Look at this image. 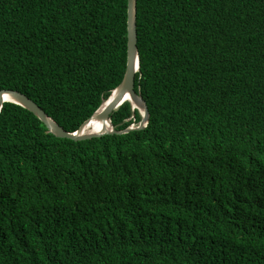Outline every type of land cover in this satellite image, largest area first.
I'll return each instance as SVG.
<instances>
[{"label": "trees", "instance_id": "16d2710c", "mask_svg": "<svg viewBox=\"0 0 264 264\" xmlns=\"http://www.w3.org/2000/svg\"><path fill=\"white\" fill-rule=\"evenodd\" d=\"M128 8L0 0V91L81 129L124 79ZM136 9L145 128L77 141L4 104L0 264H264V0Z\"/></svg>", "mask_w": 264, "mask_h": 264}, {"label": "water", "instance_id": "95a60500", "mask_svg": "<svg viewBox=\"0 0 264 264\" xmlns=\"http://www.w3.org/2000/svg\"><path fill=\"white\" fill-rule=\"evenodd\" d=\"M137 0H129L128 8V56H127V68L123 81L113 90L111 96L108 98V104L105 112L101 115L102 118L108 117L111 126L101 127V129L95 131L94 129L88 131L87 127L92 124L95 119L96 114L101 110L100 108L93 114L91 119L76 132H69L64 129L56 120L49 116L46 111L31 97L17 90H1L0 91V113L6 102H13L20 104L35 115H37L49 128L51 132L62 138H69L73 140H85L93 137H100L109 133H126L135 129H143L147 126L149 121V108L147 102L144 100L143 96L135 90V77L137 70L140 66V57L138 49V31L136 22V12H137ZM130 101L135 108H139L142 113V120L137 126L131 125L125 130L117 131L114 128L113 122L111 120V113L113 110L118 109L123 103Z\"/></svg>", "mask_w": 264, "mask_h": 264}, {"label": "bare ground", "instance_id": "6f19581e", "mask_svg": "<svg viewBox=\"0 0 264 264\" xmlns=\"http://www.w3.org/2000/svg\"><path fill=\"white\" fill-rule=\"evenodd\" d=\"M108 104V99H105L101 110L96 114L94 121L87 127L88 131L94 129L95 131L101 129V127H110L111 122L108 117L102 118V114L105 112Z\"/></svg>", "mask_w": 264, "mask_h": 264}, {"label": "rangeland", "instance_id": "374dc122", "mask_svg": "<svg viewBox=\"0 0 264 264\" xmlns=\"http://www.w3.org/2000/svg\"><path fill=\"white\" fill-rule=\"evenodd\" d=\"M133 125L137 126L136 124H133Z\"/></svg>", "mask_w": 264, "mask_h": 264}]
</instances>
